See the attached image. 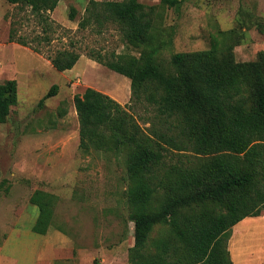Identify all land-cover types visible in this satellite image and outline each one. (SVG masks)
Wrapping results in <instances>:
<instances>
[{
  "label": "trees",
  "instance_id": "obj_1",
  "mask_svg": "<svg viewBox=\"0 0 264 264\" xmlns=\"http://www.w3.org/2000/svg\"><path fill=\"white\" fill-rule=\"evenodd\" d=\"M6 1L46 20L62 0ZM186 1L161 0L160 6L171 9ZM70 18L75 20L76 9ZM159 19L155 6L139 0L90 1L79 30L112 24L126 48L137 52L90 59L130 79L131 101L154 115L146 130L112 97L87 88L74 98L80 148L128 153L130 264H233L232 228L264 214V52L255 62L238 63L232 47L215 41L210 50L175 53L164 63L159 56L172 40L164 39ZM10 42L30 48L12 33ZM80 58L67 49L47 57L60 72L73 69ZM58 90L53 85L39 106ZM18 101V82L0 83V124L7 123ZM173 150L191 153L182 155L188 165H168ZM55 199L44 191L31 196L39 211L35 234L50 230ZM157 225L170 226L171 233L151 241Z\"/></svg>",
  "mask_w": 264,
  "mask_h": 264
},
{
  "label": "rangeland",
  "instance_id": "obj_2",
  "mask_svg": "<svg viewBox=\"0 0 264 264\" xmlns=\"http://www.w3.org/2000/svg\"><path fill=\"white\" fill-rule=\"evenodd\" d=\"M90 1L62 0L52 13L45 14L49 18L40 20L30 8L0 0V83L14 76L10 75L14 66L19 80L25 79L9 120L0 124V264H130L134 223L126 196L128 153L80 148L74 98L87 88L99 90L125 107L146 130L154 111L131 101L130 79L90 59L112 53L137 55L126 48L112 24L79 30ZM139 1L155 6L164 39L172 40L159 56L164 63L175 53L210 50L215 41L232 47L238 63L255 62L264 52V0H188L171 9L162 8L161 0ZM72 9H76L75 20L70 18ZM11 33L15 41L22 38L30 44L28 57L11 45ZM46 37L50 40L44 41ZM35 47L42 52H35ZM65 49L82 58L71 71L60 72L47 57ZM31 67L38 72L29 77ZM29 79L33 84L26 89ZM53 85L59 86L57 95L39 106ZM187 153L173 150L168 165H188L182 156ZM35 191L56 198L46 235L32 231L39 214L30 203ZM247 224L263 234L252 232L254 239L246 238L242 248L238 243L233 252L238 264H258L264 258V221L251 218ZM170 233V226L157 225L150 240ZM149 245L155 252L153 243Z\"/></svg>",
  "mask_w": 264,
  "mask_h": 264
},
{
  "label": "crops",
  "instance_id": "obj_3",
  "mask_svg": "<svg viewBox=\"0 0 264 264\" xmlns=\"http://www.w3.org/2000/svg\"><path fill=\"white\" fill-rule=\"evenodd\" d=\"M12 46H14V48L16 49V50H24L25 52L28 50V48L27 47H24V46H21V45H19V44H17V43H12L11 44ZM17 46H19V47H17ZM20 48H22V49H20ZM27 53V52H26ZM29 55H28V53H27V57H28ZM81 58H82V56H81ZM80 58V59H81ZM49 62H50V60H49ZM50 64H51V62H50ZM52 65V64H51ZM2 66H3V62H2V60L0 59V68H2ZM53 67V66H52ZM10 67H7V69H5L4 71H5V74H4V76H6V75H8V74H6V71H10V70H8ZM14 69V72H10V75H14V76H8V77H10V79H15L17 82H18V89H20V87H22L21 86V84H24V82H25V79H23V80H19V78L17 77V75H19L20 76V73L19 72H17L18 70H17V68H16V66H14L13 67ZM53 69H55L54 67H53ZM67 71H71V70H67ZM67 71H65V72H67ZM38 72V70L37 69H35V68H32L31 67V69L29 70V74L30 75H28L29 77L30 76H33L34 74H36ZM27 75V74H26ZM7 77V76H6ZM34 78V77H33ZM7 79H9V78H7ZM32 84H33V80H31V79H29V81H28V84H26V89H28L30 86H32ZM129 88H130V86H129ZM256 218H258L260 221H264V215L263 216H260V217H255V219ZM251 218H246V219H244L243 221H241L240 223H238L237 225H235L233 228H232V234H231V237H230V240H229V251H230V255H231V258H232V261H233V264H238L237 263V260H236V254H234V252H233V249L236 247V245L238 244V240H237V238H238V236L240 235V233L244 230V229H247V228H249L250 226L247 224L248 222H249V220H250ZM240 237V236H239ZM236 240V241H235ZM235 255V256H234ZM247 264H252L250 261L249 262H246ZM258 264H264V258H262L261 259V262L260 263H258Z\"/></svg>",
  "mask_w": 264,
  "mask_h": 264
},
{
  "label": "bare ground",
  "instance_id": "obj_4",
  "mask_svg": "<svg viewBox=\"0 0 264 264\" xmlns=\"http://www.w3.org/2000/svg\"><path fill=\"white\" fill-rule=\"evenodd\" d=\"M256 226L254 227V228H252L251 226L249 227V229H247V230H244L243 231V239H241L240 237H238L239 238V240H238V243H240V247L242 248V246H241V244L244 242L243 240H245L246 238H248V239H251V240H253L254 238H253V235L251 234L252 232L253 233H256V234H258V236H261L262 234H263V231H256ZM256 236V235H255ZM262 238V237H261ZM258 240H261L259 237H258ZM236 241V240H235ZM257 241V240H256ZM251 242V241H250ZM245 243V242H244ZM251 244H252V242H251ZM262 244H264V243H262ZM239 245V244H238ZM238 245H236V247H235V251H237L238 250V248H239V246ZM254 245H256L255 243H254ZM260 245H261V243H260ZM247 246V245H246ZM246 246L244 247V248H246ZM253 246V245H252ZM256 246H258V245H256ZM251 247V246H250ZM250 249V248H249ZM250 254H251V252H249ZM242 254H244V253H242ZM241 254V255H242ZM246 254V253H245ZM253 254V253H252ZM235 256V255H234ZM236 256H237V253H236ZM249 257V256H248ZM258 257H260V256H258ZM247 258V257H246ZM239 260V259H238ZM241 260V259H240ZM243 260V259H242ZM239 262H243V261H239ZM245 264V263H244Z\"/></svg>",
  "mask_w": 264,
  "mask_h": 264
}]
</instances>
